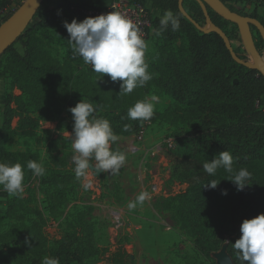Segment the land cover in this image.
Segmentation results:
<instances>
[{
    "label": "trees",
    "instance_id": "obj_1",
    "mask_svg": "<svg viewBox=\"0 0 264 264\" xmlns=\"http://www.w3.org/2000/svg\"><path fill=\"white\" fill-rule=\"evenodd\" d=\"M135 1L146 5L143 0ZM145 1L163 13L170 9L180 17L181 28L173 32L169 27L160 36L161 39L165 38L167 46H160L154 64L148 69L153 79L129 95L119 96L121 82H113L102 75L94 77L93 70L81 68L83 59L74 57L71 47L65 65L53 59L44 49V39L38 35V31L58 26L53 24L52 18L29 26L4 54L5 63L14 77L15 86L25 90L28 102L45 110V120L52 121L60 114L59 111L54 113L49 110L50 104L57 103L53 95H47V92L50 90L55 93L56 89H64L70 107L80 102L77 100L93 103L98 106V118L107 119L117 135L137 134L143 126L144 121L134 128L126 114L137 101L145 99L148 83L169 96L174 105L162 115L165 122L185 127L183 136L175 138V147L169 155L175 163V172L186 181L188 188L169 199L168 208L174 212V218L181 228L192 238L197 254L204 257L207 263L217 264L213 255L227 244V254L234 264H241L231 246L241 236L233 237L232 234L244 220L264 214V106L261 104L264 98V76L237 63L218 33H203L198 29L195 23L206 27L207 20L197 1H183L185 11L195 23L180 11L179 0ZM221 1L231 11L240 14L226 0ZM10 4V0H1L0 10ZM77 4H58L53 16L59 10H70L86 19L91 16L83 11L104 9L98 5ZM207 11L212 22L228 37L236 56L250 62L251 56L240 25L224 19L209 6ZM13 12L3 17L0 25ZM246 16L259 20L264 26V17L256 11ZM160 18L154 14L151 16L152 35L159 27ZM180 31L185 34L189 45V49L181 56L177 55L173 47ZM251 31L255 46L264 58V39L254 25H251ZM17 44L21 45L22 52L16 49ZM40 79L45 86L42 92L39 90ZM10 104L11 99L7 98L2 123L4 131L10 130L14 117ZM223 151L232 154L234 171L245 167L251 173L249 186L243 191L237 190L230 181L232 174L224 169H218L214 176L203 170L205 162L213 160ZM29 160L38 162V157L36 154L8 152L0 138V163L23 164L27 173L31 174L32 171L27 169ZM44 167L46 174L41 177L42 182L60 189L63 181L51 163ZM212 180L220 182L217 189L205 187ZM224 190L227 196L222 195ZM83 209L79 213L77 226L66 231L52 248L47 246L39 220H31L30 224L22 227L12 225L8 233L0 236V264H41L45 256L58 258L60 264H87L98 255V249L95 245L94 223L87 220L92 208ZM112 260L116 264L132 261L126 253Z\"/></svg>",
    "mask_w": 264,
    "mask_h": 264
},
{
    "label": "rangeland",
    "instance_id": "obj_2",
    "mask_svg": "<svg viewBox=\"0 0 264 264\" xmlns=\"http://www.w3.org/2000/svg\"><path fill=\"white\" fill-rule=\"evenodd\" d=\"M10 1L11 4L6 9L0 10V20L9 12L15 11L23 0ZM226 1L243 16L256 11L264 17V0ZM66 3L69 4L70 1L62 2ZM77 3L74 2L73 5ZM58 4L56 0H47L30 27L52 18L53 24L58 26L38 31V35L40 39H44V49L53 59L65 65L71 45L67 41L70 37L63 23H71L73 19L82 22L84 18L70 10H59L53 16V10ZM44 8H48L50 12L43 15ZM161 45L164 48L167 46L165 38L152 35L145 57L148 69L154 64V58ZM188 46L185 34L180 31L173 44L175 52L179 56L184 55L189 49ZM16 49L19 52L23 50L20 44L16 45ZM5 59V55L0 57V138L3 139L8 152L36 154L38 162H42L43 166L51 163L63 184L60 189L46 185L41 177L35 176L33 172L28 174L21 164L25 173V189L22 196H10L0 187V236L8 233L14 224L22 227L30 224L31 220H39L47 246L52 248L66 231H71L77 226L79 213L84 211L83 208L91 207L92 213L87 216V220L94 223L98 255L87 264H116L112 259H119L123 253L132 259L131 262H126L127 264H210L197 254L192 238L181 228L174 218V212L168 208L169 199L188 188L186 181L175 172V163L169 155L170 151L159 152L157 149L164 138L172 137L175 140L176 137H182L185 131L182 124H167L162 116L168 113L174 101L148 83L145 98L158 97L154 102L155 114L151 119L152 124L142 142L136 140L135 133L130 136L118 135L120 139L112 145V150L121 151L126 155V163L120 173L111 175L101 172L96 176L89 172L87 180L78 179L72 162L74 152L71 147V135L74 121L69 111L72 107L69 106V98L64 89H56L55 93L50 90L47 92V95H53L57 103L50 104L49 110L54 113L59 111L60 114L52 121L45 120V110L30 104L26 99L25 90L15 86L14 77L7 68ZM93 75L99 78L101 74ZM40 81L39 90L42 92L45 86L42 79ZM7 98L11 99L10 107L14 110V117L10 130L4 131L2 123ZM261 104L264 106V98ZM126 116L128 118V112ZM128 119L134 128L142 123L140 120ZM131 145L138 149L137 152H130ZM85 184L90 186L85 187ZM142 191L151 194V201L129 211L127 204L134 201ZM240 229L241 226L232 236H241ZM221 253H227V244L219 253L213 255L216 263L217 256Z\"/></svg>",
    "mask_w": 264,
    "mask_h": 264
},
{
    "label": "clouds",
    "instance_id": "obj_3",
    "mask_svg": "<svg viewBox=\"0 0 264 264\" xmlns=\"http://www.w3.org/2000/svg\"><path fill=\"white\" fill-rule=\"evenodd\" d=\"M72 47L73 55L81 57L85 64L103 77H110L113 82H121L119 96L131 94L136 88H142L153 79L146 62L147 43L142 36L140 27L120 12L113 11L106 15L88 17L82 22L73 19L71 23L64 21ZM176 32L181 28L180 17L170 9L164 12L159 20V27L154 35L159 37L165 31ZM158 97L152 96L137 101L128 109V118L149 121L155 114L154 102ZM74 121L71 147L74 155L76 177L87 180L89 172L98 176L101 172L118 175L126 163V155L121 151L112 150L120 137L113 131L110 122L98 118V106L82 100L69 109ZM128 126H126L127 128ZM203 170L215 175L218 169L232 174L231 182L238 191L249 186L251 173L245 167L234 171L233 156L229 151L221 152L216 158L205 162ZM27 169L35 176L42 177L46 169L42 162L29 160ZM25 173L20 163L12 165L0 163V187L10 196L21 197L25 189ZM220 182L210 181L205 187L217 189ZM90 185L85 184V187ZM222 195L227 196L226 190ZM147 191L140 192L134 201L127 204L129 211L151 201ZM242 235L231 245L241 264H264V214L243 221L240 229ZM27 243V241H26ZM225 243H230L225 241ZM41 264H60L58 258L43 257Z\"/></svg>",
    "mask_w": 264,
    "mask_h": 264
},
{
    "label": "water",
    "instance_id": "obj_4",
    "mask_svg": "<svg viewBox=\"0 0 264 264\" xmlns=\"http://www.w3.org/2000/svg\"><path fill=\"white\" fill-rule=\"evenodd\" d=\"M183 1L184 0H179L180 11L189 21L193 22V20L191 19V17H189L188 13L183 7ZM195 1H197L201 5L207 20L206 27H200L195 22H193L198 27V29L203 33H218L224 40L227 49L230 51L233 59L237 63L244 65L249 69L256 70L264 76V58L260 55L255 46L251 31V25H254L259 30L262 38L264 39V26L262 25V23L255 18L243 16L231 11L221 0ZM44 2L45 0H24L22 4L12 13V15L0 25V57L3 56L8 51V49L12 47L16 43V41L25 33V31L31 25L32 21L35 19ZM207 6L221 15L224 19L240 25L244 33L246 47L251 56L250 62H245L236 56L226 34L210 19L207 11ZM217 263L234 264L232 258L227 253L219 254L217 256Z\"/></svg>",
    "mask_w": 264,
    "mask_h": 264
},
{
    "label": "built area",
    "instance_id": "obj_5",
    "mask_svg": "<svg viewBox=\"0 0 264 264\" xmlns=\"http://www.w3.org/2000/svg\"><path fill=\"white\" fill-rule=\"evenodd\" d=\"M113 11L122 13L127 18L132 20L133 23L137 24L140 27L142 36L148 45L153 32L151 21V16L153 15V13L146 5L138 3L135 0H112V3L108 7H105L103 10H85L83 12L88 16L97 17L102 14L106 15ZM81 68L86 70H92L91 65L85 64L84 62L82 63ZM151 124V120L144 122V125L141 127L140 131L135 136L138 142L143 141L147 129ZM174 147L175 140L172 137H167L164 138V140L157 147V149L159 152H169L174 149ZM129 150L131 153H135L138 149L135 146L131 145Z\"/></svg>",
    "mask_w": 264,
    "mask_h": 264
},
{
    "label": "crops",
    "instance_id": "obj_6",
    "mask_svg": "<svg viewBox=\"0 0 264 264\" xmlns=\"http://www.w3.org/2000/svg\"><path fill=\"white\" fill-rule=\"evenodd\" d=\"M60 3L64 2V0H56ZM70 3H74V2H78V3H83L84 5H98V6H101L103 8L105 7H108L111 3H112V0H69ZM144 3L146 4V6L152 11L153 14L157 15V16H161L162 14H164L163 12L161 11H158V10H155L153 9L147 1L143 0ZM42 8V7H41ZM43 9V8H42ZM45 12L43 11V15L50 12L48 11L49 9L48 8H44ZM41 12V9L40 11Z\"/></svg>",
    "mask_w": 264,
    "mask_h": 264
}]
</instances>
